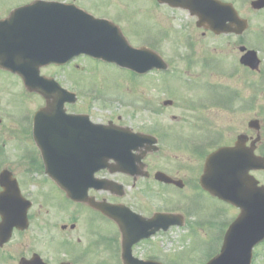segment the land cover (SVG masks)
I'll use <instances>...</instances> for the list:
<instances>
[{
  "label": "rangeland",
  "instance_id": "obj_1",
  "mask_svg": "<svg viewBox=\"0 0 264 264\" xmlns=\"http://www.w3.org/2000/svg\"><path fill=\"white\" fill-rule=\"evenodd\" d=\"M145 4L147 3L145 2ZM153 9L154 15L158 20L160 19L161 24H164L166 28L179 30L183 25L185 31H179L175 35L179 39L184 36L183 40L187 37V40L192 43L190 48H186L183 44L176 48L172 46L162 48L170 66L168 73L150 72L145 77L133 78L129 73L130 71L90 58L79 59L74 64L63 68V71H57L56 68L51 67L43 70V72L45 74L51 73L62 86L76 92L77 101L70 105V109L85 111L93 121L118 122L146 133L155 131L159 139L161 137L159 143L161 148L159 152L150 155L147 159V162L154 163L155 170L169 171L181 164L188 165L187 171L184 172L191 181L189 186L180 192L174 189L165 192L156 188L153 190L169 196L167 197L169 203H176V198L180 203L185 197L186 211H190L185 216L192 234L189 227L186 228V226L173 228L168 233H159L150 241L135 246L133 254L142 258L157 256V259L166 262L165 264H202L204 255L212 254L219 246L217 238L222 229V224L227 220L229 222L236 216L238 210L220 205L208 195L197 190L194 186L197 180L195 175L198 172L200 174L199 170L196 171L200 155H191L175 149L178 141L174 138L198 137L195 129H184V127L182 129L179 124L171 125L168 123L171 121V116L177 117L180 122L197 120L196 111L189 110V104L198 102V90H187L185 84L182 86L177 83V80H169L164 87H174V89L172 92L164 91L162 89L163 82L159 80V77L183 78L186 84H191V81H186L193 79L192 76H207L209 80L213 79L215 84L219 82L227 84L238 91L251 90L254 95L256 94V86L261 88L263 84L262 88H264V62H261L259 72L246 71L238 62L237 53H235L238 50H232L233 47L227 44L228 37L202 36L201 31L195 27L194 19L184 11L174 12L170 8L159 7L156 3ZM121 15L130 21L129 26L136 31L152 30L153 23L147 15L140 17L139 13L131 8L126 12H121ZM252 23L253 29L250 30L254 31V24L258 22L253 19ZM119 26L124 27L121 24ZM128 39L133 41V37L128 36ZM242 39L256 48L259 47L260 55L264 56L263 39H251L247 33ZM176 42L178 43L177 40H175ZM190 51L191 54H194L192 59L188 60L186 56ZM169 52H172L171 56L168 54ZM201 53L204 58L215 60L214 69H207L201 73L199 62L195 64L197 59H200ZM213 56L218 59L211 58ZM3 77L5 80L11 76H6L0 72V78ZM3 80H0V108L6 105L5 98H8L7 103L11 110L23 109L22 101H19L20 104L17 105V101L22 98L26 102L24 105L30 110L40 105L41 100L37 95L27 93V96H23L21 94L22 85L18 79L13 78L4 82ZM14 96H17L18 99H15ZM167 98L175 99L176 103L171 109L162 106V102ZM206 107L208 111L204 112L201 118L204 116L208 119L207 121L215 123L218 130L222 127H231L233 124L234 129L238 130L246 118L243 113L228 114L212 105L207 104ZM253 113L256 111L252 110L251 114ZM12 115L14 114L12 113ZM154 127L157 128L154 129ZM13 136L18 137L16 134ZM18 140L9 139L5 145H0V154L7 149L10 160L4 164L20 172L21 167H18L20 160L16 159L19 143L30 146L31 141L28 137L22 138L21 142ZM16 176L21 181L23 180L18 174ZM193 176L194 179L191 178ZM112 178L115 179V177ZM41 179L42 177L35 175L29 184L25 183L24 189L26 193L31 194L30 197L33 200V207L30 212L33 221L24 236H13L12 240L3 247V250L0 251V264H17L21 257L28 256L32 252L38 253L49 264H60L61 262H69L70 264H120L118 260L113 259L111 261V257L109 258L110 249L113 251V246H109L108 243H106L104 250L102 249L95 255L99 247L93 246L91 238L94 236L91 234L90 225H93L92 228L96 225H106L105 221L92 220V213L85 214L82 208L69 204L61 194L53 193L49 186H41L40 184L43 183V181L39 182ZM145 193L142 191L139 194L142 200H146ZM44 194H46V199L49 202L44 199ZM194 199L197 200L198 204L191 209ZM53 201H55V207L51 203ZM221 209L225 212L218 213V210L221 211ZM73 210L78 211L80 216L78 217V214L71 216ZM37 212L38 216H36ZM73 223L76 226L74 230H71L69 225ZM62 225L67 226L66 230L60 229ZM25 243L28 244V247ZM104 245H100V248H103ZM196 245L199 247L198 250L195 249ZM117 246H119V242H117ZM205 246H207L206 251L202 252L201 248ZM74 249L78 251L77 257L70 255V251ZM80 255L81 258L78 259ZM251 264H264V241L254 248Z\"/></svg>",
  "mask_w": 264,
  "mask_h": 264
},
{
  "label": "water",
  "instance_id": "obj_2",
  "mask_svg": "<svg viewBox=\"0 0 264 264\" xmlns=\"http://www.w3.org/2000/svg\"><path fill=\"white\" fill-rule=\"evenodd\" d=\"M163 1L182 6L188 9L191 14L195 15L201 10L211 23H215V26L219 27L223 25L224 19H217L214 14L209 12L216 10V2L210 0H177V3L172 0ZM78 16L80 19L83 18L80 15ZM83 19L88 23H92L85 18ZM90 25L98 26L96 24ZM197 25H200V23H197ZM91 26L82 22L79 27L72 30V34L63 33V28L61 27H56L54 31H52L51 28H45L43 36L40 38V49L43 51V56L49 57V59H51L49 61L54 60L61 62L71 54L70 52L86 48L88 42L94 43L96 39L106 41L104 35H91L94 31L96 33L103 32L99 29L94 30ZM114 37H116L117 40L114 38L112 39L113 46L109 45V42H98L93 44L94 48L99 53L105 55V58H103L102 55L98 57H102L104 60L115 61L121 66H128L136 72H145L153 66L160 67L161 60L158 57L155 59L157 62H155L152 58L153 56L150 54L152 52L147 49H133L125 42L122 35L116 29L114 31ZM4 59L6 60V56L0 54V63L4 61ZM21 63L36 65L34 69L40 64L39 61L28 59L25 56H23ZM256 64V61H251L253 67ZM24 77L26 78L27 76ZM29 85L33 86L31 88L34 90L45 93L39 87L37 88V85ZM53 91L55 90H52V92ZM67 94L68 93L62 89L50 94L49 97L53 98L52 105L57 108L49 105L50 107L47 109L49 112L40 110L37 113L39 115L48 114L51 113L50 110L52 112H57L58 109H60V111L54 113L55 115L52 116L54 121L52 125L54 133H51L53 134L54 142L59 146V153H61L60 158L45 155L43 153V159L47 169L51 171L50 175L66 191L67 196L72 199L85 200L86 192H79L77 189L73 188L72 178H82L83 183L87 180L85 184V188L87 189L89 186L93 185V182L90 180H93L94 171L103 167L108 159H113L117 163L120 162L122 164L120 168H114L112 171L118 169L130 171L128 168V164L131 163V159H129L130 151L132 149H137V146L143 145L144 143L152 144L155 142V139L143 134H136V137L128 135L126 132H121L117 127L89 125L88 123L82 124L81 122H85L86 120L80 117H68L64 115L62 105L64 101L71 99ZM48 120L49 118H46L44 123L40 124L39 117L36 116L34 119V134L40 146L44 143V141H41V132L48 129V125L46 124ZM75 144H78V147L85 145L88 148L91 147L92 153H94V148H99L101 145L103 152L102 159L93 156L88 160V162L91 163L89 171L82 174L56 173L55 170L57 168L72 169L70 162L78 160V158L72 156V146ZM62 163H64V165H62ZM251 167H255V164H251L250 159L243 154V149L239 147L222 148L212 153L206 160L204 174L201 177L202 186L213 195L241 209V214L230 226L225 236L221 254L209 264H249L252 247L264 238V189L260 191V189L256 187L252 177L247 174ZM2 184L5 185V182H2ZM100 185L101 184H98L97 187H100ZM259 191L261 193H259ZM4 194L10 197L6 202L2 201L5 206L2 207L3 209L0 208V214L3 219L1 223L3 228L0 231V237L5 240L7 239L6 233L8 232L9 234L13 226L22 227L26 223L27 206L22 205L21 201H19V194L16 189H7ZM89 203L93 207L113 217L122 228L124 233L123 258L125 264H137L136 261L132 260L130 255V248L134 242L154 233L160 226L166 230L170 224L174 223L168 218H160L159 220H162L161 224H154L152 221H144V224L139 223L138 225L133 224L134 227L125 224L127 230L125 231L124 224L121 223L118 215L113 214L114 208L109 209L110 206L96 204L92 201H89ZM125 220L126 219H124V221ZM153 225L154 228L152 227ZM150 227H152V230L148 231ZM143 228H145V233L141 231ZM38 262L43 264L41 260H38ZM39 263L35 262L33 264ZM20 264H24V261H21Z\"/></svg>",
  "mask_w": 264,
  "mask_h": 264
},
{
  "label": "flooded vegetation",
  "instance_id": "obj_3",
  "mask_svg": "<svg viewBox=\"0 0 264 264\" xmlns=\"http://www.w3.org/2000/svg\"><path fill=\"white\" fill-rule=\"evenodd\" d=\"M141 1L149 2V8L153 7L152 5L155 4V0H0V23L6 21L12 15L13 11L19 8H23V14L14 16L13 18L8 20L7 24L3 25V28L5 29L16 26V28L19 30L23 27H26L27 25H31L39 15H56L59 13V10L57 9L42 10L40 9L41 6L45 4H63L65 6H68L69 8H78L79 10L86 11L96 17L109 18L114 23L123 25V28L127 29V31L129 32L128 29L130 28V26H128V24H130V21L126 20L121 15V12H126L129 8H131L133 11L138 12L140 17L144 16V14L140 13V6H144L143 4H141ZM220 1L232 3L235 8H237L235 6L236 1H243V7H246L247 3H249L246 11L249 20H256L259 23L258 29H260V27L262 26V21H264V7H261L258 10L251 9L250 2L253 0ZM238 7L241 9L242 5L238 4ZM133 33L137 37L140 36V33L137 31H133ZM232 36L234 37V35ZM236 38L237 36L235 37V39ZM148 39H150V42L146 43H148L149 45L153 44L151 43L153 41L152 34H150V38ZM145 40L146 38L144 36L143 42H145ZM235 45L239 47L242 45V43L234 42L233 46ZM0 72L4 73L6 76H17L8 71L0 70ZM196 78L197 79L193 80L199 82V85H197V90L199 92V96L197 99L198 102L201 101L200 105L203 106L204 103L210 102L212 106L218 107L217 109L220 108L228 114L239 112L243 113L246 118L242 126L238 130L234 129V124L231 127H222L220 130H218L215 123L207 121L208 119L204 116L201 118L204 112L208 111L206 106L204 108H197L196 110H193L196 111V115L198 116L196 117V121L180 122L177 120V117L171 116V121L168 122L169 124H179L182 129L183 127L184 129L191 128L197 130L198 133V137H191L189 139L183 136L174 138V140L178 141L175 149L181 150V152H187L191 155H200V161L198 162L196 167V171L199 170L200 174L202 172L203 163L207 155L219 147L233 146L239 135L243 136V138L240 139V143L243 144V147L246 150L253 149V153L256 156L264 158V88L261 87L259 89H256V94L254 95L252 94L251 90H249V93H247L248 90L245 89L243 90V92H246V94H243L242 91L239 92L237 90H234L232 87H229L226 84H221L220 82L215 84V82L210 81L207 76H196ZM175 80L178 81L180 79L175 78ZM191 89L195 90V86H192ZM169 91L172 92V88ZM165 101L170 102L167 106H163L170 109L176 103L175 99L171 98H168ZM252 110L256 111V113H253V115L251 114ZM26 112L27 111L24 109L16 111L17 114H22L19 116H13L15 119H18L15 121L12 118L10 105L7 103V101L6 105L0 108V145H5L6 141L9 139H19L17 136H13V134L21 137L19 140H22L23 137L29 138L31 136V143L35 153L31 152L28 154L27 151L23 150L22 146L20 145V153L18 154V159H20V166L18 167L24 166L22 170H24V174L26 175V177L28 176L27 174L30 171H32L31 175H43L45 174L43 162L39 151H37L32 142L29 117L28 115H24L22 117V115ZM20 118H22V120L19 121ZM115 124L120 127H128V125H124L118 122H115ZM28 128L30 129V132ZM134 132H139V130H134ZM150 135H153L157 138L160 151L161 147L159 143L161 137L159 139L158 134ZM151 148V145L144 143L143 145H139L136 151L132 152L131 155H133V159H136L139 155H142L143 152H146L145 156L142 158L144 167H140L139 163L135 161V163L133 164L135 167H133L132 174L126 175L121 173L117 175L118 179H115L114 181L118 184L117 187L121 192L120 195H115L119 194L117 193L115 186H113V190L98 192L90 190L89 193L95 194V197L98 199H104L105 197L102 196L103 194H109L110 197L114 196L117 200L109 198L106 199V201L111 203L125 204L134 211L139 212L145 216H151L155 213H177L182 215L184 219V210L186 208L184 204V197L182 198V201L180 203L177 199L176 203H169L167 198L169 196L165 195L164 193L161 194L160 191H154L153 189L156 188L164 192L165 190L168 191L169 189L180 191L189 186L191 181L189 180L187 174L184 172L187 171L188 165L181 164L175 166L177 168H173L169 171H163L159 169L155 170L154 163L147 162L148 157L156 153L149 152L151 151ZM0 160H2L4 163L9 161V154L7 152H3L2 154H0ZM2 166L9 169L12 172L13 176L17 175L11 166H8L6 164ZM2 170H0V172ZM156 172L165 173L172 179L174 183H166L164 181L158 180L156 178ZM200 174L198 172L195 175L197 179H199ZM251 174L255 177L260 186H264V169L252 171ZM109 176L110 175L106 170H102L96 174L97 178H110ZM191 178L194 179L195 177L193 176ZM177 182H181L182 187L179 188ZM196 185L198 184L196 183ZM21 186L23 188V184H21ZM199 190H201L200 187ZM137 191L138 193H136ZM142 191L146 192V200H142L141 195H139ZM26 196L29 197V193L26 194ZM213 200L216 201V199L214 198ZM76 214H78V211L73 210L72 215ZM79 216L80 213L78 214V217ZM92 232L94 236H99L104 240L107 239V230L97 232L95 228H92ZM19 234L22 235L25 234V232H20ZM25 245L26 247H28V244L25 243Z\"/></svg>",
  "mask_w": 264,
  "mask_h": 264
}]
</instances>
